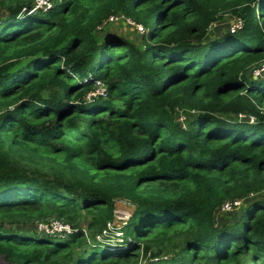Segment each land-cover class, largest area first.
I'll list each match as a JSON object with an SVG mask.
<instances>
[{"label": "trees", "instance_id": "1", "mask_svg": "<svg viewBox=\"0 0 264 264\" xmlns=\"http://www.w3.org/2000/svg\"><path fill=\"white\" fill-rule=\"evenodd\" d=\"M50 1L0 0L3 264H264V0ZM224 14L240 28L209 37ZM111 16L141 25L143 47L98 36ZM117 200L132 207L119 225ZM50 219L70 232L17 228Z\"/></svg>", "mask_w": 264, "mask_h": 264}, {"label": "rangeland", "instance_id": "2", "mask_svg": "<svg viewBox=\"0 0 264 264\" xmlns=\"http://www.w3.org/2000/svg\"><path fill=\"white\" fill-rule=\"evenodd\" d=\"M6 15H8L7 9L5 7H0V19H3L6 17ZM114 21V20H113ZM237 19L235 18V16L231 15V14H224L222 19L219 21L214 22L211 27H210V31H209V37L213 38L214 36L219 35V32H223L226 33L228 30V27H233L234 24H236ZM126 21H122L119 20L117 22H111L108 23L110 24L108 26V30L105 31L102 29H99L96 31L97 35L102 37H108V36H124L128 39H130L137 47L141 48L143 47L144 44V37L145 35H141L139 33H137L134 28L131 25H127L125 24ZM106 24V23H105ZM135 26V25H134ZM252 66L254 67L252 69L251 75L253 74L255 76L256 79H260V78H264V71L260 72V74L258 76H256V71H259L261 68H264V58H262L260 61L255 62L252 64ZM106 90V86L101 84H96L95 86H93V88L91 90H89L88 92L93 93L95 92L100 93V92H104ZM89 94V93H88ZM175 119L177 121V123H179L180 125H186V121L190 119L192 112L187 110V109H177L176 110V114H175ZM32 167H36L33 164H30ZM28 167V166H27ZM252 199H264V191L261 194H255L252 196ZM251 202V199L248 201L245 200L244 206L241 202V206L239 208H235L233 210H229V211H222L218 210L217 214H216V218L215 220L219 223H227V224H234L235 222H237V220L240 218L239 216L241 215V212L243 211L244 207L247 206L248 203ZM132 208V207H131ZM131 208L129 206H127L126 202L124 200H117L115 202V212L116 214H123L127 211H129L131 213ZM130 217V215H129ZM80 227L86 231L90 217L88 216H84V214L80 217ZM117 220L119 219V217H116ZM52 221H56L53 219H50V222L52 223ZM38 222V221H37ZM49 222V223H50ZM119 224V221L117 222V225ZM8 225H5V227ZM36 227V229L39 231V224H37L36 222L32 223V224H28V223H24L20 226H18L17 228L19 230H23V231H32L34 230L33 228ZM105 234V233H104ZM82 244H84V246H87L86 243L84 241H81ZM143 245H145L144 242H141L140 245L138 246L140 251H142V247ZM158 247H162L161 245ZM157 247H154V249H156ZM76 252H78V249H75ZM152 251V250H151ZM154 251V250H153ZM171 250L166 252V255L168 254V256L171 255ZM128 263H131L128 262ZM133 264L135 262H132ZM145 258H141V255L139 257H137V261L136 264H145ZM0 264H3V260L0 259ZM199 264H205V263H199Z\"/></svg>", "mask_w": 264, "mask_h": 264}, {"label": "built area", "instance_id": "3", "mask_svg": "<svg viewBox=\"0 0 264 264\" xmlns=\"http://www.w3.org/2000/svg\"><path fill=\"white\" fill-rule=\"evenodd\" d=\"M50 7H51V1L50 0H34L33 5L31 6V11L30 12H34V11L37 12V10L45 11V10L49 9ZM123 18L124 17H122V16H111L106 21V24L111 23V22H117L119 20H123ZM125 21H126L125 24H127L128 26L131 25L137 33H139L141 35L144 34L145 30L143 29V27L141 25L135 24L134 22L130 21L129 19H125ZM240 26H241V21H238V20H237L236 24L233 25L234 28H240ZM262 71H264V68H261L259 71L255 70L256 76H258L260 74V72H262ZM252 76L255 78V76L253 74H252ZM97 84H101V83H97ZM105 91L103 93L100 92V93H97V94L95 92H93V93H91V95H94V94H96V95H98V94L104 95ZM239 118H240V116H239ZM249 120L253 121L254 118L253 117H249ZM241 202H242V200H236V201H233V202H225L221 206L220 210L229 211V210H233L235 208H239L241 206ZM242 204H243V202H242ZM129 213H130L129 211H127V212H125L123 214H119V213L116 214V212H115V214H114L115 215V220L117 222L119 221V223L120 222H124V221H126L128 219ZM117 216L119 217L118 220L116 218ZM117 222H116V224H117ZM39 230L43 231L45 233H48V234H51V233L54 234V233H60V232H67V233L70 232V228L67 225H64V224H62L61 222H58V221H52V223L51 222L50 223L49 222L48 223H39ZM104 233H108V232L105 230V231H103V235H104Z\"/></svg>", "mask_w": 264, "mask_h": 264}, {"label": "water", "instance_id": "4", "mask_svg": "<svg viewBox=\"0 0 264 264\" xmlns=\"http://www.w3.org/2000/svg\"><path fill=\"white\" fill-rule=\"evenodd\" d=\"M255 79V78H254Z\"/></svg>", "mask_w": 264, "mask_h": 264}]
</instances>
